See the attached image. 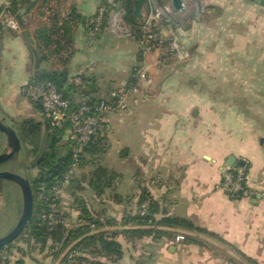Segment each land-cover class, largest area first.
Here are the masks:
<instances>
[{
    "label": "crops",
    "instance_id": "1",
    "mask_svg": "<svg viewBox=\"0 0 264 264\" xmlns=\"http://www.w3.org/2000/svg\"><path fill=\"white\" fill-rule=\"evenodd\" d=\"M46 1L24 0L20 32L0 25V113L15 118L30 112L46 132L45 116L22 93L43 72L63 74L67 90L72 77L83 76L95 99L126 85L140 63L154 81L146 97L137 96L127 111L109 118L103 148L117 181L94 216L123 254L112 259L103 252L96 260L264 264V4L182 0L184 11L178 12L166 0L174 19L167 32L178 38L186 57L162 67L155 54L141 56L132 25L117 12L96 38L89 37L88 23L103 0H50L73 14L69 35L75 52L62 63L43 60L35 50L46 28ZM4 7L7 0H0V11ZM148 12L146 0L137 21ZM231 157L248 168L250 199H233L222 188ZM145 205L150 224L144 225L138 214ZM70 212L73 228L80 213ZM167 219L185 220L191 228L168 226ZM25 264L60 263L48 256Z\"/></svg>",
    "mask_w": 264,
    "mask_h": 264
},
{
    "label": "built area",
    "instance_id": "2",
    "mask_svg": "<svg viewBox=\"0 0 264 264\" xmlns=\"http://www.w3.org/2000/svg\"><path fill=\"white\" fill-rule=\"evenodd\" d=\"M21 1L7 0V6L12 2L21 3ZM148 1L147 16L137 29L132 28L130 31L139 43L141 56L155 54L157 64L162 67L181 62L185 59L186 53L178 38L167 32V28L173 25L174 19L170 8L164 4L166 0ZM108 9H110L109 15L117 12L120 18L126 16L124 0H105L88 23L87 32L90 38H96L103 31ZM41 13L49 40L40 51L41 57L55 64L67 61L75 52L67 33L69 13L59 9L50 0L42 5ZM0 25L11 31H21L19 18L10 12L0 16ZM153 85L154 81L149 69L140 63L134 69L129 82L114 91L107 99L93 98L87 91V81L81 75L70 79L67 85L68 96L66 90H60L56 84L34 78L23 87V95L32 104L41 107L50 127L64 133L73 162L60 185L69 183V174L80 165V160L86 155V151L100 145L101 141L106 139L110 116L127 111L131 101L139 95L146 97ZM222 188L233 199H250L254 196L249 185L248 168L239 164L225 167ZM147 209L148 205L143 206L140 215L145 216ZM45 219L51 232L56 231L61 225L71 228L63 212L56 211ZM80 223L96 231L95 225H89L85 221ZM79 257H81L80 253L70 252L68 264H87L79 263Z\"/></svg>",
    "mask_w": 264,
    "mask_h": 264
},
{
    "label": "rangeland",
    "instance_id": "3",
    "mask_svg": "<svg viewBox=\"0 0 264 264\" xmlns=\"http://www.w3.org/2000/svg\"><path fill=\"white\" fill-rule=\"evenodd\" d=\"M4 116L7 117V115ZM8 120L7 124L16 130L21 139L23 150L10 162L1 165L0 172L8 171L19 175H25L27 173L33 187L34 196L35 186L38 185V187L43 189L41 194L49 193L52 208L54 210L56 209V211L63 212L67 216L68 221L74 219L70 211L79 212L80 217L83 208H85L91 216L101 211L100 205L103 194L100 195L97 192L99 188L95 190L94 185L95 187L101 186V182L98 181L97 176L100 170L106 169L109 171V166L106 164L107 156L105 155L108 153L106 147L100 148V150H97L94 154H87L80 165L69 174V183L64 185L59 184L69 172V169H65L63 176L51 183L44 184L43 181L37 180L40 171V168L37 166V161L40 159L38 154L44 140V129L42 127L38 138L33 137L30 136V132L34 125L26 124L28 123L26 121L30 120L34 123L42 122L32 118L30 112H23L20 116L16 115L15 118L9 117ZM62 134L64 136V133ZM5 146L6 138L0 132V153L5 151ZM116 162L117 158H114L111 163H114L116 167L118 165ZM114 181L116 182L117 180L114 178ZM22 212L23 197L20 188L11 182L0 181V237L8 234L16 226L21 218ZM27 228L8 248L0 249V264H11L9 257H12L16 264H25L27 261H41L48 256L54 257L56 250L60 249V247L55 246L52 241H49L45 249H43V244L31 238L26 232ZM5 258H7V260H5ZM58 259L55 258V260Z\"/></svg>",
    "mask_w": 264,
    "mask_h": 264
},
{
    "label": "trees",
    "instance_id": "4",
    "mask_svg": "<svg viewBox=\"0 0 264 264\" xmlns=\"http://www.w3.org/2000/svg\"><path fill=\"white\" fill-rule=\"evenodd\" d=\"M105 0L102 1V3ZM137 0H124V8L126 11V21L132 25V28L137 29L141 22L137 21V18L134 13V5ZM24 9V0L21 1V3H16L12 2L10 3L9 6L4 7L0 11V16L5 13V12H10L13 15H16L20 22L23 18L22 11ZM109 12L110 9H108V13L105 16V21H104V28L106 27L107 20L109 18ZM70 21L67 23V33L69 35V25L73 21V14H69ZM69 41L70 40V35H69ZM49 42L48 40V31L45 28L43 32H41V35L39 37V42L37 49L35 50L37 55L40 57V50L42 47L46 46L47 43ZM43 60L45 58L41 57ZM65 76L63 74H58V73H52V72H43L41 75H37L34 79L38 81H46V82H52L58 86L60 90H66V94L68 96L69 90L66 89V84L67 81H64ZM42 114V109L38 105H34ZM47 120V119H46ZM27 125H34L32 127V131L30 132V136L37 137L40 135L43 124L42 123H34L32 120L26 121ZM48 126L50 129H52L48 123ZM58 135L63 136V132L61 131H56ZM103 139L100 143V145L94 146L86 151L87 154H94L97 152V150H100V148L103 147L104 143ZM69 150V149H68ZM85 155V156H86ZM84 156V157H85ZM81 158L80 163L84 159ZM49 158H54L53 153L46 154V158L43 159L46 161ZM72 156L71 153L68 152V159H67V164L65 168L63 169L61 176H63V173L65 172V169H69L70 165L72 164ZM110 172L106 169L100 170L97 173L98 176V181L101 182L100 187H95L99 188L97 191L100 195L105 193V190L107 188H110L113 184L114 178L111 176ZM60 176V177H61ZM49 177V176H48ZM44 184H46V181H43ZM43 189L41 187H38V185L35 186V204H34V214L31 218L30 225L27 228L26 232L30 235L31 238L36 239L38 242L43 244V249L47 246L49 241H52L55 246H59L60 249L56 250L54 258L58 259L62 252L66 250L71 244H73L75 241L82 239L71 251V253H80L81 257L78 258V262H86L87 264H101L96 260L95 257L98 255L102 254L105 252L108 257L112 259H119L122 257V248L119 243L111 239V236L108 233H99L97 235H92V236H87L90 234L93 230L90 229L88 226L79 225L73 227V228H66L65 226H59L56 231H49L48 228V222L46 221V217L49 216V214L56 212V209L54 210L52 208V202L51 199L49 198V193H43L41 192ZM46 192V191H45ZM149 208V207H148ZM150 209V208H149ZM148 209V210H149ZM147 210V212H148ZM80 222L85 221L89 225H95L96 230L101 229L104 227V224H102L95 216H91L89 212L83 208L81 212V217H80ZM138 220L139 223L141 224H150V217L148 216V213L145 216H141L138 214ZM141 220V221H140ZM168 226H177V227H186V228H191V224L185 220H180V219H167L164 222ZM107 224L112 225V221H108ZM132 233V232H129ZM68 255L67 257L63 260L62 264H68Z\"/></svg>",
    "mask_w": 264,
    "mask_h": 264
},
{
    "label": "water",
    "instance_id": "5",
    "mask_svg": "<svg viewBox=\"0 0 264 264\" xmlns=\"http://www.w3.org/2000/svg\"><path fill=\"white\" fill-rule=\"evenodd\" d=\"M250 1V0H248ZM257 3L264 4V0H252ZM146 0H138L135 3V16L139 19H142V7ZM173 8L178 11H184L183 1L182 0H172ZM29 37V35H28ZM30 43L34 45L33 40L29 37ZM8 118L5 117L2 113H0V132L6 138V146L5 151L0 153V166L10 162L15 156H18L23 150V144L21 139L19 138L16 130H14L11 126L7 124ZM49 130V126L47 125V131ZM48 133L46 134L45 140H47ZM45 146V144H43ZM235 164H239L241 166H245L244 161H237L235 158L231 157L228 161V166H234ZM0 181H8L15 184L18 188H20L23 197V212L19 222L16 226L5 236L0 237V249L8 248L10 244H12L16 239L20 237L23 231L30 225L31 218L34 214V204H35V196L33 192V187L30 182V179L27 175H19L13 172L2 171L0 172ZM99 233H105L104 229H98L96 231L91 232L87 236L97 235ZM79 239L71 244L58 259V262L61 264L63 260L67 257V255L74 249V247L81 241Z\"/></svg>",
    "mask_w": 264,
    "mask_h": 264
},
{
    "label": "flooded vegetation",
    "instance_id": "6",
    "mask_svg": "<svg viewBox=\"0 0 264 264\" xmlns=\"http://www.w3.org/2000/svg\"><path fill=\"white\" fill-rule=\"evenodd\" d=\"M48 133L47 140H45ZM45 144V146H43ZM65 142V137L58 135V133L50 129L44 132V140L38 156L40 159L37 161V166L40 168L37 180L46 181L51 183L61 176L63 169L67 164L68 159V146ZM53 153L54 158H49L46 161V154ZM49 176V177H48Z\"/></svg>",
    "mask_w": 264,
    "mask_h": 264
}]
</instances>
